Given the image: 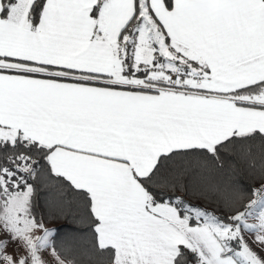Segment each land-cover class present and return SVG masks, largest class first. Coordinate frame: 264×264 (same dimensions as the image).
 Returning a JSON list of instances; mask_svg holds the SVG:
<instances>
[{
	"label": "snow or ice",
	"instance_id": "snow-or-ice-1",
	"mask_svg": "<svg viewBox=\"0 0 264 264\" xmlns=\"http://www.w3.org/2000/svg\"><path fill=\"white\" fill-rule=\"evenodd\" d=\"M0 264H264V0H0Z\"/></svg>",
	"mask_w": 264,
	"mask_h": 264
},
{
	"label": "trees",
	"instance_id": "trees-1",
	"mask_svg": "<svg viewBox=\"0 0 264 264\" xmlns=\"http://www.w3.org/2000/svg\"><path fill=\"white\" fill-rule=\"evenodd\" d=\"M176 195H182V193L177 192ZM186 199L190 200V202H192V203H199L200 202L199 200H197V199H195V198H193L191 196L186 197ZM49 227H52V225L50 224Z\"/></svg>",
	"mask_w": 264,
	"mask_h": 264
},
{
	"label": "rangeland",
	"instance_id": "rangeland-1",
	"mask_svg": "<svg viewBox=\"0 0 264 264\" xmlns=\"http://www.w3.org/2000/svg\"><path fill=\"white\" fill-rule=\"evenodd\" d=\"M39 233H37L38 235ZM15 247V245H9L8 247V252L11 253L13 251V248Z\"/></svg>",
	"mask_w": 264,
	"mask_h": 264
}]
</instances>
